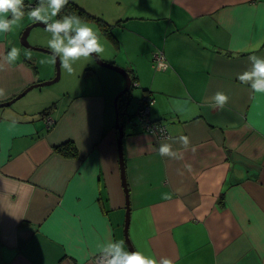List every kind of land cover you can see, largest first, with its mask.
Returning <instances> with one entry per match:
<instances>
[{
	"label": "crops",
	"instance_id": "1",
	"mask_svg": "<svg viewBox=\"0 0 264 264\" xmlns=\"http://www.w3.org/2000/svg\"><path fill=\"white\" fill-rule=\"evenodd\" d=\"M77 3L110 25L99 57L131 71L140 92L127 108L125 97L115 102L122 76L83 57L75 72H94L100 88L48 91L45 100L30 91L0 107V264H96L109 239L128 250L126 202L133 250L174 264H264V94L237 78L249 56H264V0ZM11 31L0 33V103L55 77L40 76L34 50ZM14 47L19 57L9 64ZM218 91L229 96L222 109ZM148 93V119H159L163 138L137 117ZM115 103L133 114L122 172ZM66 142L74 149H62ZM162 143L181 158L161 156Z\"/></svg>",
	"mask_w": 264,
	"mask_h": 264
},
{
	"label": "clouds",
	"instance_id": "2",
	"mask_svg": "<svg viewBox=\"0 0 264 264\" xmlns=\"http://www.w3.org/2000/svg\"><path fill=\"white\" fill-rule=\"evenodd\" d=\"M42 4L43 0H40L39 5L31 10L29 16L43 22L46 25V30L51 33L49 48L53 55L49 62L55 63L56 57L59 56L62 67L72 73V64L81 57L87 58L92 54L104 52L102 33L87 21L75 14L53 19L68 4V0H47V9L42 7ZM24 7V0H0V33L11 30L15 21L24 15ZM9 12L13 17L12 20L6 18ZM49 20L52 22L49 23ZM18 57L19 49L14 47L5 59L11 64ZM248 60L250 67L239 74L237 78L241 83L249 84L255 93L264 94V56L251 55ZM2 95H4V90L0 89V96ZM212 99L215 101L214 107L221 109L229 102V96L221 91L216 92ZM178 140L184 148L189 146L190 142L187 136L181 135ZM158 151L161 156L181 158L178 152L173 151V145L169 143H162ZM162 198L171 199V195L165 193ZM107 241V246L99 249L102 253V256L99 257L100 264H174V261L168 257L157 259L154 256L146 255L143 251L125 250L124 240L109 239Z\"/></svg>",
	"mask_w": 264,
	"mask_h": 264
},
{
	"label": "rangeland",
	"instance_id": "3",
	"mask_svg": "<svg viewBox=\"0 0 264 264\" xmlns=\"http://www.w3.org/2000/svg\"><path fill=\"white\" fill-rule=\"evenodd\" d=\"M79 1L80 0H74V2H76V3L79 2ZM90 1H92V0H90ZM39 2H40V0H24V4H25V7L23 9L24 15L21 18L17 19L15 21V23L11 26V29L13 31L10 32V37H12L13 39H15V38L17 39L20 36V34L22 35L24 30L28 26H30L32 23L35 22V19L31 18L29 16V13L31 12V10L33 8H35V7H37L39 5ZM42 7L47 9V7H48L47 0H43ZM85 11L87 13L91 14V15H94V14L90 13L87 10H85ZM49 15H50V13H49ZM94 16H97V15H94ZM97 17H99V16H97ZM12 18L13 17L11 15L10 16V20H12ZM53 19H56V17H54ZM51 22L52 21L49 20V23H51ZM88 23L93 25L95 28H97L99 30L100 33H102L100 31V27L96 23H94V22H88ZM17 33H18V36H17ZM102 35H103V40H102L103 45L104 46H108L109 45V42H108L109 38L106 35H104V34H102ZM50 39H51V33L49 31L43 29V28H40V27H34L33 29H31V31H30V33L28 35V38H27L29 45L35 46V47H39V48H44V49H47V50L52 52V50L49 48V40ZM32 53H34L35 56H36V60H35L36 64L35 65H36V67L38 69V72L41 73L40 76L43 74L42 78H45L47 76V75H45L46 71H50L51 74H52V72H53V74H55L54 73L55 70H56L55 63H50V65H49V62L46 61L47 59L50 60V57L52 56V54H48V53H44V52L36 51V50H34ZM97 55L99 56V54H97ZM57 57H58L59 63H60L59 64V68H60V78H59V80L57 82L49 85V86H45V87H41V88H35V89L31 90V91H37L36 93H39V96H40L41 99L45 100V96L47 95L48 91H49L48 94L51 97H53V96L57 97V95H61L62 96L65 92H68V91L69 92L81 93V92H83V88L86 87V86L88 88H90L91 85H93V89H95V88L98 89V88L101 87L100 84L94 79V77H95L94 72L90 73V74H85L84 73V68H83L82 74H81V79H79L80 76L75 72V67L78 64L73 63L72 64L73 71H72V73H69L66 69H64L62 67L61 58L59 56H57ZM81 58L83 59V57H81ZM81 58L79 60H77L78 63H80ZM87 58L95 63V61H94L92 56L87 57ZM40 64H41V66H40ZM63 70H64V73H63ZM78 70H79V68H78ZM112 73H114V72H112ZM53 77H54V75H53ZM110 78L113 81V78L112 77H110ZM43 80L44 81H49L50 79L49 80L43 79ZM40 82H43V81H40ZM139 92L140 91L137 88L133 89V93L134 94L135 93H139ZM22 99H24V98H22ZM136 108H137V106L133 104V106L130 107L129 110H131L132 112L135 113ZM133 121L137 122L138 118L134 117Z\"/></svg>",
	"mask_w": 264,
	"mask_h": 264
},
{
	"label": "water",
	"instance_id": "4",
	"mask_svg": "<svg viewBox=\"0 0 264 264\" xmlns=\"http://www.w3.org/2000/svg\"><path fill=\"white\" fill-rule=\"evenodd\" d=\"M34 27H40V28H43V29L46 30V25L43 22L35 20V22L32 23L30 26H28L24 30L22 35L19 36L20 44L23 47L27 48V49L41 51V52L53 55V53L51 51L47 50V49L29 45L27 38H28V35H29L31 29H33ZM92 57H93V59H94V61H95V63L97 65L105 67V68H108V69H110L112 71H115L116 73H119L122 76V78L124 79V88L115 97V102H117L120 98L125 97L126 98V108H127L129 103L133 99H136V97L132 93V91H133V89H134V87L136 85H134L131 77L129 76V73L123 68L116 67V66H114V65H112L110 63L104 62L103 60L100 59V57L97 54H92ZM55 68H56V73H55V77L53 79H50L49 81H43V82H39V83H35V84H32V85H29L22 92H20L19 94H17L16 96L11 98L10 100L0 103V107H9V106H11L15 102H17L18 100L23 98L32 89L41 88V87H44V86H49V85L57 82L59 80V75H60L58 57H56ZM115 112H116L115 129L118 132L117 148H118V153H119V157H120V169H121V172H122V147H121V142H122V138L124 136L123 128H124V124L128 123L133 118V114H128L126 111H124L122 114H119L118 111H116V103H115ZM126 209H127V215H126V222H125V227H124V236H125V239H126V245H127L128 250L132 251L133 248L129 244V240L127 238L128 209H129V206H128L127 202H126Z\"/></svg>",
	"mask_w": 264,
	"mask_h": 264
},
{
	"label": "trees",
	"instance_id": "5",
	"mask_svg": "<svg viewBox=\"0 0 264 264\" xmlns=\"http://www.w3.org/2000/svg\"><path fill=\"white\" fill-rule=\"evenodd\" d=\"M70 14H75L79 16L82 20H85L87 22L96 23L101 28L102 33H104L109 39L112 38L111 36L112 32L109 28L110 25H108L105 21H103L99 17L87 13L81 6H79L76 2H74V0H68V4L60 10L59 14L56 16V19H60L61 17L70 15ZM130 73H131L130 77L135 85V80H136L135 76L133 75L131 71ZM146 92H149V91H146ZM145 100H147L148 102L151 101V97L149 93L147 94V96H145ZM150 122L159 123V119L150 120ZM60 147L64 150H70V151L74 149L72 145L68 142L61 144Z\"/></svg>",
	"mask_w": 264,
	"mask_h": 264
},
{
	"label": "built area",
	"instance_id": "6",
	"mask_svg": "<svg viewBox=\"0 0 264 264\" xmlns=\"http://www.w3.org/2000/svg\"><path fill=\"white\" fill-rule=\"evenodd\" d=\"M158 55L159 54H155L153 56V60L155 62H157L156 67L157 68L161 67L162 69H165L166 63H163L164 59H162V57H159ZM162 64L164 65L163 67L161 66ZM148 111H149V102L147 100H144V101L141 100L139 102L136 114H137V117L139 118V120L142 122L143 128L149 134L154 135L157 138L165 137L167 135L165 127L162 126L160 123H151L150 120L148 119ZM47 121H48L47 123L50 124V121L49 120H47ZM101 256H102V253H100L94 257V262L96 264H100L99 257H101Z\"/></svg>",
	"mask_w": 264,
	"mask_h": 264
},
{
	"label": "flooded vegetation",
	"instance_id": "7",
	"mask_svg": "<svg viewBox=\"0 0 264 264\" xmlns=\"http://www.w3.org/2000/svg\"><path fill=\"white\" fill-rule=\"evenodd\" d=\"M139 102V101H138Z\"/></svg>",
	"mask_w": 264,
	"mask_h": 264
}]
</instances>
